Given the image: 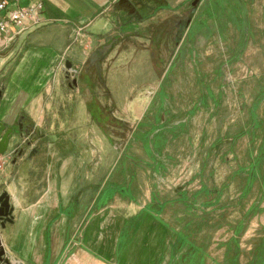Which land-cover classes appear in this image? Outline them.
Returning <instances> with one entry per match:
<instances>
[{"label":"rangeland","instance_id":"1","mask_svg":"<svg viewBox=\"0 0 264 264\" xmlns=\"http://www.w3.org/2000/svg\"><path fill=\"white\" fill-rule=\"evenodd\" d=\"M170 1L169 7H150L146 14L151 16L137 14L140 25L131 34L121 33L120 76L85 75L97 50L82 67L70 58L80 68L72 74L78 79L76 91L67 85L72 76L65 78L63 61L65 132H80L79 138L69 134L66 153L74 146L82 151L92 147L87 162L115 161L102 196L113 191L131 195L129 182L121 185L117 179L128 163L124 175L134 178L142 199L165 201L161 218L205 246L206 264L223 261L230 224L253 203L239 238V263L246 264L264 228V0H199L192 18L187 13L193 0L179 5ZM185 17L184 31L175 37L177 20ZM142 46L151 52L144 62L156 70L134 71L142 62L136 55ZM149 97L142 112L144 103L135 101ZM44 156L41 149L32 161L4 164L6 180L18 170L44 165ZM250 162L253 180L237 205ZM217 193L221 195L214 205ZM202 210L208 215L201 222Z\"/></svg>","mask_w":264,"mask_h":264},{"label":"crops","instance_id":"2","mask_svg":"<svg viewBox=\"0 0 264 264\" xmlns=\"http://www.w3.org/2000/svg\"><path fill=\"white\" fill-rule=\"evenodd\" d=\"M40 1L41 23L0 50V121L9 126L22 118L42 139L43 148L39 145L30 160L41 149L45 154L44 165L18 170L10 180L5 178L6 167L0 169L4 172L0 184L14 204L12 222L0 227L5 256L12 264H172L174 233L160 212L165 201L157 196L142 199L134 178L124 175L128 163L117 179L121 185L129 182L131 195L113 191L102 196L115 161L87 162L92 147L82 151L74 146L66 153L69 134L79 138L80 132H65L60 75L63 61L74 58L82 67L97 50L85 75L120 76L124 69L118 45L123 34L140 25L137 14L151 16L146 14L150 7L173 4L170 0ZM174 2L179 5L184 0ZM78 29L81 34L75 40ZM74 45L77 51H72ZM150 53L147 46L139 48L136 55L143 63L134 71L156 70L144 62ZM73 68L79 74L80 68ZM151 99L135 103H144L143 112ZM141 126L139 122L137 128ZM17 142L15 138L10 151Z\"/></svg>","mask_w":264,"mask_h":264},{"label":"trees","instance_id":"3","mask_svg":"<svg viewBox=\"0 0 264 264\" xmlns=\"http://www.w3.org/2000/svg\"><path fill=\"white\" fill-rule=\"evenodd\" d=\"M251 117L252 119L254 118L252 115ZM155 145L156 144H154V146ZM254 159H257V156ZM249 167L251 169L248 173L249 178L247 179L245 186L240 190L241 193L237 198V205L240 204L249 193L248 190L253 180L252 169L254 167V163L250 162ZM220 195L221 193L216 194L213 201L214 205L219 201ZM222 206H226V204ZM254 206L255 205L252 203L251 206H249V208L242 213L241 217L236 221L235 224H230L229 229L232 231L231 236L226 242L223 243L226 246V250L224 251V259L222 262H219L217 264H240L239 256L241 254V249L239 238L245 230L246 223L248 222V217H250L251 213L253 212ZM207 215L208 213L202 210L200 216L201 222L203 221V219L207 218ZM172 230L175 236L174 243L172 244V254L176 256L172 264H206L207 253L205 251V246L198 245L193 242V240L190 241L189 239H187L186 234L182 232H175L174 229ZM260 232V235H258V237L256 238V241L254 242L250 251L251 257L246 262V264H264V228H262ZM184 244H187L188 246L185 251H182L181 248Z\"/></svg>","mask_w":264,"mask_h":264},{"label":"built area","instance_id":"4","mask_svg":"<svg viewBox=\"0 0 264 264\" xmlns=\"http://www.w3.org/2000/svg\"><path fill=\"white\" fill-rule=\"evenodd\" d=\"M43 4L40 0H0V50L6 49L21 32L40 24ZM80 29L75 40L80 36ZM6 164L0 156V169Z\"/></svg>","mask_w":264,"mask_h":264},{"label":"water","instance_id":"5","mask_svg":"<svg viewBox=\"0 0 264 264\" xmlns=\"http://www.w3.org/2000/svg\"><path fill=\"white\" fill-rule=\"evenodd\" d=\"M198 1L199 0H194L192 2V10L190 14L193 13ZM64 63H65L64 64L65 78H68L72 76L73 73H76L77 70L73 68V63L71 62V60L67 59L64 61ZM71 78L72 79L67 83V85L70 88L77 85V78L75 76H72ZM1 96L2 95L0 89V98ZM19 133L17 134L14 132L12 125L7 126L0 121V156H5L7 153H9L11 144L14 142L15 138L18 139V137H20ZM29 143L30 141H28L26 144ZM22 151H23V146L20 147V149L17 152V155L21 156ZM35 151L36 148H32L29 152V157L34 155ZM16 158L17 157H14L11 160V163H14ZM13 209H14V204L12 203L8 191L4 188L2 189V186H0V227H4L6 222H12L14 217V215L12 214ZM0 264H12L11 261L5 256V250L4 247L1 245V241H0Z\"/></svg>","mask_w":264,"mask_h":264},{"label":"flooded vegetation","instance_id":"6","mask_svg":"<svg viewBox=\"0 0 264 264\" xmlns=\"http://www.w3.org/2000/svg\"><path fill=\"white\" fill-rule=\"evenodd\" d=\"M191 5H192V3H191ZM191 10H192V6H191V9L189 10V13H187L188 15H190V18H192V15H194V12H195V10H194L193 13L190 14ZM185 20H186V17H185L184 20H182V19H178L177 20V23H176L177 28L175 29L176 30V34H175L176 36L175 37H179L180 33L184 31L183 27L186 25V21ZM189 24H190V22L188 23V25ZM188 25H187V27H188ZM73 76H75V74ZM12 127H13V130H14L15 133H17V134L19 132H21V133H19L20 137H18V139H17L18 142L12 147V150L7 155L6 164H5L7 166H9V165L13 166L19 160H25L26 159L27 161H29L33 157V155L31 157H29L30 150L32 148H36V151H37L39 145L41 144V140H42V139H40V135L38 136L37 132L35 133L33 131V128L29 124L24 122L22 120V118H19L12 125ZM28 141H30V143L26 144ZM21 146H23V151L21 153V156H18L17 152H18V150L20 149ZM29 147H30V149H29ZM12 151H14V152H12ZM35 152H34V155H35ZM14 157H17V158H16L14 163H11V160Z\"/></svg>","mask_w":264,"mask_h":264}]
</instances>
